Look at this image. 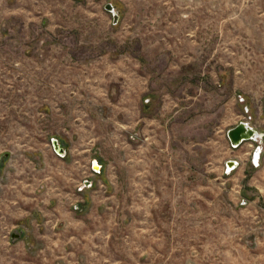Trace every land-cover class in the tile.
Wrapping results in <instances>:
<instances>
[{
  "label": "rangeland",
  "instance_id": "rangeland-1",
  "mask_svg": "<svg viewBox=\"0 0 264 264\" xmlns=\"http://www.w3.org/2000/svg\"><path fill=\"white\" fill-rule=\"evenodd\" d=\"M238 102L264 126V0H0V264H264Z\"/></svg>",
  "mask_w": 264,
  "mask_h": 264
},
{
  "label": "crops",
  "instance_id": "crops-1",
  "mask_svg": "<svg viewBox=\"0 0 264 264\" xmlns=\"http://www.w3.org/2000/svg\"><path fill=\"white\" fill-rule=\"evenodd\" d=\"M203 90H207V89L205 88ZM177 106L178 104L176 103L175 107ZM198 106L199 107L201 106L200 116H202V118H204V115L209 114V99H205V100L203 99L202 102L199 104L195 102L194 99H191L189 102L188 101L186 102V107L187 109L189 108L190 112L197 110ZM177 108H175L174 114H173L175 115V117L173 118V121L175 120V122L178 120L177 114L179 110ZM244 110L246 113H248L249 107L246 105L244 107ZM233 114L237 116L238 120L236 121L235 124L228 126L225 130V133H227V130L229 128L237 125L240 121H244L242 119L243 116H242L240 102L234 104ZM248 116L250 115L248 114ZM247 122L253 127V129L255 128L258 132L262 133V137L260 138V141L259 140H245V141H242L238 146L232 147L229 139H227L231 148H229V150L225 153V160H224L223 168L224 169L226 168V164L228 160L236 161V165L231 169V171L234 173V178L236 180L239 179V182H241L243 177L245 176L248 177V179L246 180L247 186H245V193L247 195L241 194L243 196V199H245V201H248L249 203L254 204V206L256 207H260L259 209L262 211L264 210V126L259 127L257 124H253V123L251 124L249 121ZM257 144L261 145V152H260V156L258 159V164L253 165L252 153L254 151V148L257 146Z\"/></svg>",
  "mask_w": 264,
  "mask_h": 264
},
{
  "label": "water",
  "instance_id": "water-1",
  "mask_svg": "<svg viewBox=\"0 0 264 264\" xmlns=\"http://www.w3.org/2000/svg\"><path fill=\"white\" fill-rule=\"evenodd\" d=\"M105 9L108 10L112 14L114 23L117 22L118 14L116 12L114 5L109 2V3L105 4ZM227 137H228L232 147H236L242 141H245V140H259L260 141V138L262 137V133L258 132L255 128L253 129V127L247 121H240L237 125L229 128L227 130ZM51 142H52V146H53L54 150L58 154L64 153V150L62 147L59 146L57 139L53 138L51 140ZM260 152H261V145L257 144V146L254 148V151L252 153L253 165L258 164ZM93 165L94 166L96 165L99 167V165L97 164L96 161H93ZM235 165H236L235 160H230V161L228 160V162L226 164V171L229 172ZM94 166H93V169L96 170V168H94ZM85 183L88 185L91 182L85 181Z\"/></svg>",
  "mask_w": 264,
  "mask_h": 264
},
{
  "label": "bare ground",
  "instance_id": "bare-ground-1",
  "mask_svg": "<svg viewBox=\"0 0 264 264\" xmlns=\"http://www.w3.org/2000/svg\"><path fill=\"white\" fill-rule=\"evenodd\" d=\"M94 168L98 169L99 167L95 165Z\"/></svg>",
  "mask_w": 264,
  "mask_h": 264
}]
</instances>
